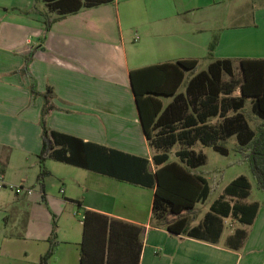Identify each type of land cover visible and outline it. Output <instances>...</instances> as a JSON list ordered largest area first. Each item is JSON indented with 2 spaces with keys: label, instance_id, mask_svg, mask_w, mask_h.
<instances>
[{
  "label": "crops",
  "instance_id": "obj_1",
  "mask_svg": "<svg viewBox=\"0 0 264 264\" xmlns=\"http://www.w3.org/2000/svg\"><path fill=\"white\" fill-rule=\"evenodd\" d=\"M239 12L244 20L228 25L230 15ZM45 16L54 19L47 32ZM246 58L264 59V0H111L62 16L49 11L43 0H0V173L6 184L32 188L31 194L0 189V249L11 245L5 255L17 259L19 251L13 246L24 244L23 257L40 264L54 242L47 264H79L81 219L89 209L141 227L138 264H264V199L250 200L251 188L243 202L259 203L253 222L225 218L224 224L231 221L228 232L222 230L219 241L210 243L170 233L156 223L154 187L59 160L51 152L38 180L41 94L47 87L55 105L46 116L49 131L144 157L153 172L157 166L152 157L158 151L145 136L130 71L195 59L196 73L212 60L230 59L237 74L240 60ZM190 76L186 71L178 92H184ZM32 81L39 94L31 92ZM158 98L164 107L173 96ZM245 104L250 106L249 99ZM228 139L236 145L234 136ZM65 148L55 144L53 150ZM206 199L196 203L192 213L199 212ZM74 203L81 211L79 220ZM236 228L244 229L246 237L232 249L225 240ZM11 263L15 261L0 260Z\"/></svg>",
  "mask_w": 264,
  "mask_h": 264
},
{
  "label": "trees",
  "instance_id": "obj_2",
  "mask_svg": "<svg viewBox=\"0 0 264 264\" xmlns=\"http://www.w3.org/2000/svg\"><path fill=\"white\" fill-rule=\"evenodd\" d=\"M43 1L49 11L62 16L81 7L111 0ZM53 20L45 16V32ZM215 41L214 37L208 46V55H211ZM29 59H25L24 72H27ZM196 65L195 59H180L130 71L145 136L158 151L152 157L157 166L153 172L147 170L149 161L144 157L94 146L78 138L49 131L46 116L55 105L52 103V90L47 87L41 94L42 144L38 155V180L44 176L43 162L51 152L59 160L154 187L152 216L170 233L217 243L225 218L230 217L239 224H251L259 203L243 202L251 185L247 176L239 175L225 185L201 220L191 225L190 214L195 204L203 202L210 192L206 178L194 171L206 163V155L193 146L201 143L227 155L229 151L223 142L234 136L235 146L247 160L256 188L264 194V59H241L240 74L234 73L230 59L212 60L206 69L194 73ZM186 71L191 76L184 92H178ZM224 74L228 79H223ZM237 89L239 95H234ZM30 90L39 94L33 81ZM163 95L173 96L164 107L158 98ZM247 99L251 103L250 112L245 106ZM212 119L215 120L211 122ZM55 144H65L66 148L53 150ZM176 146L178 148L173 154L177 160L170 161L169 152ZM66 150L69 154L65 153ZM81 221L79 264L139 263L142 248L140 226L89 209L83 211ZM245 237L246 231L236 228L226 238L225 245L238 249ZM51 244V248L42 255L40 264H47L54 242Z\"/></svg>",
  "mask_w": 264,
  "mask_h": 264
},
{
  "label": "rangeland",
  "instance_id": "obj_3",
  "mask_svg": "<svg viewBox=\"0 0 264 264\" xmlns=\"http://www.w3.org/2000/svg\"><path fill=\"white\" fill-rule=\"evenodd\" d=\"M247 9L248 6L245 4V9L243 10L245 14V18L246 16H248L247 13ZM240 12L236 13L234 15H230V18L228 19V25H232V24H236L239 22H242L244 20L243 19H239ZM201 68V67H200ZM237 71V70H236ZM238 74V73H237ZM246 110L249 111V107L247 106ZM250 112V111H249ZM225 146L228 149V154L227 155H223L220 154L219 152L215 151L213 148H211L210 146H203L201 144H197V146H195L194 148L196 150H202L204 152V154L206 155V163L199 166L196 169V172L203 175L209 185H210V194L208 196V198L206 199V201L204 203H202L201 205H199V207L201 206L199 212L194 211L191 214V219L193 220V218H196L197 215H199L203 208H208L209 204L212 202V200H214L222 191L223 187L225 185H227L232 179H234L235 177L239 176V175H245L248 177L250 183H251V193H250V200H263L264 199V194L258 190L256 188V183H255V179L253 178L247 160H245L242 157V153L237 150V146H235L233 144V142L231 141V139H227L224 142ZM178 146L174 147L173 149H171V151L169 152V157L171 158H175L174 156V151L175 149H177ZM263 198V199H262ZM74 213L78 212L79 214L76 215V219L79 220L81 218V211L80 209H78L77 205L74 203ZM231 222L229 219H226V223L224 224L223 227V232L226 233L229 230L228 227V223ZM49 226L51 227V236L55 238V231H56V225L55 222L53 221H49ZM54 230V231H53ZM24 244H19V245H15L13 246L14 249H18V255H17V259L12 258V257H7L5 255L6 252V248L10 247H2L0 249V260L2 259H6L9 261L14 260L15 263H11V264H18L17 262L21 263V264H33L32 263V257L30 258H24L22 253H21V249L23 247ZM37 264V263H36Z\"/></svg>",
  "mask_w": 264,
  "mask_h": 264
},
{
  "label": "built area",
  "instance_id": "obj_4",
  "mask_svg": "<svg viewBox=\"0 0 264 264\" xmlns=\"http://www.w3.org/2000/svg\"><path fill=\"white\" fill-rule=\"evenodd\" d=\"M5 187L13 190L15 193H20V192H23V191L25 193H27V194H31L32 193V188L23 187L22 185L6 184L5 181H4L3 174L0 173V189L1 188H5Z\"/></svg>",
  "mask_w": 264,
  "mask_h": 264
}]
</instances>
